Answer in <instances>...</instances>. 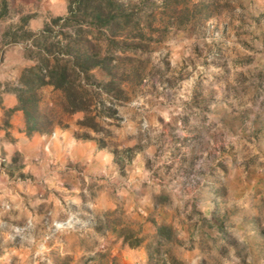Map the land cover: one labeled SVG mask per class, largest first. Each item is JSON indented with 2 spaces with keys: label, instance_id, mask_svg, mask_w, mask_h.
<instances>
[{
  "label": "rangeland",
  "instance_id": "374dc122",
  "mask_svg": "<svg viewBox=\"0 0 264 264\" xmlns=\"http://www.w3.org/2000/svg\"><path fill=\"white\" fill-rule=\"evenodd\" d=\"M117 2L130 21L116 44L80 42L110 57L108 91L94 90L97 131L59 93L39 95L54 126L101 139L104 156L66 172L76 188L56 202L62 215L34 224L36 202L15 184L21 158L4 151L0 264H264V0ZM67 3L0 0V94L33 63L28 33L61 28L57 47L73 36L51 21Z\"/></svg>",
  "mask_w": 264,
  "mask_h": 264
},
{
  "label": "trees",
  "instance_id": "16d2710c",
  "mask_svg": "<svg viewBox=\"0 0 264 264\" xmlns=\"http://www.w3.org/2000/svg\"><path fill=\"white\" fill-rule=\"evenodd\" d=\"M129 18L130 14L121 9L117 0H68L66 14L51 21L60 22L58 27H70L69 33L73 36L68 35L65 44L57 47L55 41L65 32L61 28L52 31L47 23L40 30L27 34L24 40L30 41L26 43L23 57L33 63L22 67L14 84L7 88L14 94L15 103L4 109L5 116L19 110L27 135L49 130L54 126L55 118L52 113L42 111L39 104L40 91L49 87L63 98L65 112L84 111L83 117L76 121L77 125L96 132L97 114L92 113V107L97 106L94 93L97 88L108 91V83L103 81L105 76H113L107 71L110 57H99L96 51L85 50L80 42L86 41L88 35L93 40L116 44L114 37L121 26L128 24ZM105 112L106 116L113 113L108 107ZM97 146L106 147L101 139L97 140ZM167 232L164 225L155 227L156 241L158 238L166 240L164 234Z\"/></svg>",
  "mask_w": 264,
  "mask_h": 264
},
{
  "label": "crops",
  "instance_id": "0c3cea01",
  "mask_svg": "<svg viewBox=\"0 0 264 264\" xmlns=\"http://www.w3.org/2000/svg\"><path fill=\"white\" fill-rule=\"evenodd\" d=\"M14 103V94L4 89L0 94V109L12 107ZM75 132L76 127L70 124L27 135L19 110L8 116L0 112V159L5 158L4 151L11 147L18 152L21 161L16 172L20 176L15 179V184L24 198L36 202L31 209L34 224L38 216L59 215L63 210L56 202L68 197L67 189L73 191L76 188L75 183L66 182V172L80 174L84 171L80 168L84 162L88 160L90 165V161L96 162L104 154L93 139L80 137ZM105 156L108 157V153ZM111 158L105 157L108 169L112 166Z\"/></svg>",
  "mask_w": 264,
  "mask_h": 264
}]
</instances>
